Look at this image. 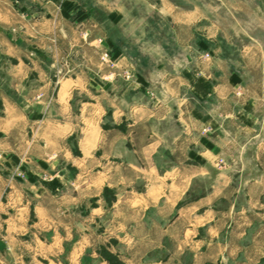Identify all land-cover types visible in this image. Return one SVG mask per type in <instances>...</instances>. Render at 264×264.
<instances>
[{
  "label": "crops",
  "instance_id": "0c3cea01",
  "mask_svg": "<svg viewBox=\"0 0 264 264\" xmlns=\"http://www.w3.org/2000/svg\"><path fill=\"white\" fill-rule=\"evenodd\" d=\"M4 4L0 155L89 204L65 264H264V0Z\"/></svg>",
  "mask_w": 264,
  "mask_h": 264
},
{
  "label": "rangeland",
  "instance_id": "374dc122",
  "mask_svg": "<svg viewBox=\"0 0 264 264\" xmlns=\"http://www.w3.org/2000/svg\"><path fill=\"white\" fill-rule=\"evenodd\" d=\"M0 4L3 7L7 6L4 0H0ZM255 32L258 35L263 34L261 29H255ZM96 55L99 57V54ZM9 179L12 182H9ZM24 179V173L9 170L7 157L0 155V264H65L69 262L67 258L69 249L59 252L62 241L58 228L65 227L66 230H70L74 221L81 229L87 227L88 220L84 218L88 215L89 204L86 203L77 208L80 214L75 215L77 217L75 219L66 216H64L65 219H58V215L61 214H58L61 205L44 195L41 189L32 187L30 182ZM25 183L29 185L25 186ZM104 195L109 204L115 199L114 192L111 190L104 191ZM42 201L45 202L43 204L45 214L46 211L50 213L47 219H41L44 214ZM68 238L72 239V236ZM98 250L108 263L123 264L104 245Z\"/></svg>",
  "mask_w": 264,
  "mask_h": 264
},
{
  "label": "built area",
  "instance_id": "2783aa9c",
  "mask_svg": "<svg viewBox=\"0 0 264 264\" xmlns=\"http://www.w3.org/2000/svg\"><path fill=\"white\" fill-rule=\"evenodd\" d=\"M221 162H224L223 160H221Z\"/></svg>",
  "mask_w": 264,
  "mask_h": 264
}]
</instances>
